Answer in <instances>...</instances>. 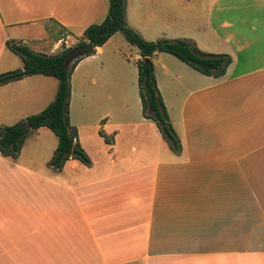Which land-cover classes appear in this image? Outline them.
Listing matches in <instances>:
<instances>
[{
	"label": "crops",
	"instance_id": "obj_1",
	"mask_svg": "<svg viewBox=\"0 0 264 264\" xmlns=\"http://www.w3.org/2000/svg\"><path fill=\"white\" fill-rule=\"evenodd\" d=\"M108 10L109 0H0V75L24 68L7 41L42 46L46 24L65 28L34 51L55 55ZM126 22L146 41L191 39L232 63L215 78L154 56L175 153L154 121L126 112L135 46L117 33L95 47L72 73L69 109L76 99L105 111L91 165L50 174L38 148L25 155L47 127L17 159L0 153V264H264V0H127ZM57 90L44 75L1 85L0 127L41 113Z\"/></svg>",
	"mask_w": 264,
	"mask_h": 264
},
{
	"label": "trees",
	"instance_id": "obj_2",
	"mask_svg": "<svg viewBox=\"0 0 264 264\" xmlns=\"http://www.w3.org/2000/svg\"><path fill=\"white\" fill-rule=\"evenodd\" d=\"M126 7L127 0H109V10L105 20L100 24L89 26L76 46H84L91 42L95 47H102L115 34L121 33L131 45L139 49L142 59L137 62L138 88L143 117L154 121L170 148L175 153H180V140L157 86L154 56L159 53L173 55L194 70L215 78L226 74L232 58L226 54L216 55L203 52L191 39L146 41L128 27ZM62 29L65 34L67 30ZM46 30L51 32L52 27L46 24ZM6 45L23 60L24 68L1 74L0 86L22 80L25 77L44 75L58 80V90L55 100L41 113L28 116L15 125L0 127V153L5 157L17 159L29 135L42 127H47L58 139L57 147L49 163L54 171H61L72 159L90 166L91 159L80 145L78 130L70 123L69 109L72 73L78 63L94 54V51L66 65L65 59L69 49L59 54L47 55L36 53L12 41H7Z\"/></svg>",
	"mask_w": 264,
	"mask_h": 264
},
{
	"label": "rangeland",
	"instance_id": "obj_3",
	"mask_svg": "<svg viewBox=\"0 0 264 264\" xmlns=\"http://www.w3.org/2000/svg\"><path fill=\"white\" fill-rule=\"evenodd\" d=\"M52 33L50 34V37L45 40L44 44L42 46H37L33 42L29 41L30 47H28L31 51H49L50 48H52L56 40L55 38L61 37L62 34H64V31H60L59 28L53 27ZM54 37V38H53ZM80 39V38H79ZM70 47H75L79 41H72L69 40ZM72 42H75V44H72ZM153 42V41H151ZM28 43V42H26ZM68 44V46H69ZM40 48L39 50H36ZM43 47V48H42ZM134 51H127V55L131 57V63L128 65V69L131 70V95L128 99V104L126 108L127 114L130 116V120L135 122H140L143 118L142 113V106L140 102L139 93L136 90L137 81H135V70L132 67L133 66V60L135 59V55L137 53V49L133 47ZM160 55L159 58H165L164 55ZM174 57H171L173 59ZM175 62L177 59H173ZM158 63L162 64V61L159 60ZM180 64V63H178ZM158 66V70H160ZM74 106L72 108V111H70V123L71 125L75 126L78 129L80 141L82 144L83 149L86 151H92V146L95 147L96 141L92 138L94 125L98 123V116L99 114H104L101 110L98 111V113H93L91 111V108L89 111L85 109V106H81L79 102L76 103V99H74ZM101 108V107H100ZM102 112V113H101ZM116 120L114 117H111V122L114 123ZM106 130V129H105ZM99 130L96 131V134H98ZM30 136V135H29ZM30 138V137H28ZM57 146V138L55 135L49 130V129H43V131H40L39 133H33L31 136V140L27 143V147L25 148V155L29 156L33 148H38L37 153H39V162L42 161L45 165L46 171H48L50 174L53 172V169L49 166V163L52 159L53 153ZM87 152V151H86ZM89 155V153L87 152ZM90 156V155H89ZM91 158V157H90ZM92 160V159H91Z\"/></svg>",
	"mask_w": 264,
	"mask_h": 264
},
{
	"label": "water",
	"instance_id": "obj_4",
	"mask_svg": "<svg viewBox=\"0 0 264 264\" xmlns=\"http://www.w3.org/2000/svg\"><path fill=\"white\" fill-rule=\"evenodd\" d=\"M22 44L24 47H28V43L23 42ZM67 49H69V52L66 56L65 64L70 65L76 59L82 58V57H85L91 54L94 51L95 46L91 42H88L84 46H76V47H70V48H67L66 44H62L60 49H58L57 54L61 53L62 51H66Z\"/></svg>",
	"mask_w": 264,
	"mask_h": 264
}]
</instances>
